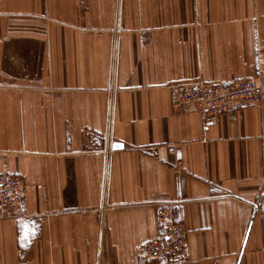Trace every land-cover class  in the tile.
Listing matches in <instances>:
<instances>
[{"label": "crops", "instance_id": "obj_1", "mask_svg": "<svg viewBox=\"0 0 264 264\" xmlns=\"http://www.w3.org/2000/svg\"><path fill=\"white\" fill-rule=\"evenodd\" d=\"M247 78L264 0H0V173L27 181L0 264H264V102L206 125L174 96ZM166 201L186 245L145 262Z\"/></svg>", "mask_w": 264, "mask_h": 264}, {"label": "built area", "instance_id": "obj_2", "mask_svg": "<svg viewBox=\"0 0 264 264\" xmlns=\"http://www.w3.org/2000/svg\"><path fill=\"white\" fill-rule=\"evenodd\" d=\"M263 86L252 78L227 82H192L174 89L175 106L178 110L197 108L204 123L215 122L219 115L249 107H261L264 102ZM109 141L108 149L111 148ZM175 150L174 146L168 148ZM27 181L23 175L9 171L0 173V219H14L21 212ZM160 233L157 237L140 245V258L151 261L161 257H173L183 250L188 231L177 220L173 201H166L157 207Z\"/></svg>", "mask_w": 264, "mask_h": 264}, {"label": "water", "instance_id": "obj_3", "mask_svg": "<svg viewBox=\"0 0 264 264\" xmlns=\"http://www.w3.org/2000/svg\"><path fill=\"white\" fill-rule=\"evenodd\" d=\"M118 147H122V144H120V143H117V142H115V143H113V148H118Z\"/></svg>", "mask_w": 264, "mask_h": 264}]
</instances>
